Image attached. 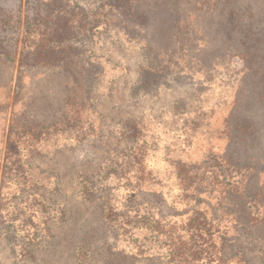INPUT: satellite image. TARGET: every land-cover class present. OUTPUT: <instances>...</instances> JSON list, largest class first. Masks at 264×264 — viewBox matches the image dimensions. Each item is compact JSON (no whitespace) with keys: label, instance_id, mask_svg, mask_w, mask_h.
<instances>
[{"label":"rangeland","instance_id":"1","mask_svg":"<svg viewBox=\"0 0 264 264\" xmlns=\"http://www.w3.org/2000/svg\"><path fill=\"white\" fill-rule=\"evenodd\" d=\"M134 1L0 0V264H158L138 261L131 244L147 242L158 256L163 238L144 216L178 213L168 196L178 188L165 185L175 177L168 158L187 159L182 148L190 144L178 101L192 113L201 93L202 107L225 110L233 123L256 121L253 151L264 153V77L256 75L264 64V0H185L180 10L178 0ZM91 101L101 114L98 133L71 139L93 117ZM150 110L162 123L149 126L151 136L135 149L137 135L123 137L118 121ZM192 119L211 148L187 161L202 164L211 152L204 165L220 168L223 126ZM235 151L228 155L240 174L262 186L264 162L250 159L246 146ZM249 164L257 167L251 176ZM207 189L203 203L212 216L224 215L217 206L224 185ZM89 190L94 198L83 196ZM106 201L130 221H107ZM229 225L223 258L264 264V232L241 220Z\"/></svg>","mask_w":264,"mask_h":264},{"label":"trees","instance_id":"2","mask_svg":"<svg viewBox=\"0 0 264 264\" xmlns=\"http://www.w3.org/2000/svg\"><path fill=\"white\" fill-rule=\"evenodd\" d=\"M147 1L149 0H135L134 3ZM184 1L185 0H178L177 8L179 10L185 5ZM250 8L251 7H246L243 9L240 12L241 15ZM224 9L221 10L223 11L222 14H227V11H224ZM232 11L234 12L236 10ZM96 26L99 27L100 24ZM2 28H4V26ZM4 40L5 38L3 40L0 39V42H4ZM18 42L19 39L16 38L13 44L15 43L17 45ZM31 58L34 57L31 56ZM166 64H168V62H166ZM257 69L258 72L256 75L261 74L262 77H264V64H259ZM182 71L184 72L186 70L183 69ZM260 90L261 96L264 97L263 87ZM201 100L202 94L200 93L196 99V109L192 113H187L184 107L185 104L180 101L175 105V113L180 115L182 120L180 132L184 136L183 139H188L190 142L189 146H184L182 148V151L185 153L187 159H189L198 152V149L203 152L211 148H205V145L202 143L205 140L202 136V131L200 128L196 129L195 125L197 120L192 119L201 117L204 120L214 121L216 127L223 126L221 128L222 141L219 143V146L227 148L223 151V155H225L227 159L224 163H219L220 168H217V166L212 164H208L207 166L204 165L214 157L211 152L206 155L204 161L201 162L202 164L198 163V161L197 163H191L187 161L186 158L177 156L176 159L169 157V162L174 161L170 166L173 168L175 177L172 183L165 185L169 186L174 182L176 183H174V185L177 186L178 192L175 195L169 194L168 196L169 205H171L173 209H176L178 213L164 217L150 215L149 218H146L144 216V224L150 232H153V236H161L163 238L161 243L157 241L155 243H157L156 250L159 253L156 255L163 258L164 264H245L243 258L238 255L227 260L224 259L222 251L230 228L232 227L229 225V222L232 220H241L246 228L252 230L259 228L264 232V184L261 186L259 182L258 187H253L254 185H251L250 179L253 176L252 173L254 168L257 170V167L252 164L245 166L250 176L252 175L249 178H245L247 173H245V175L244 173L240 174V172H242L241 168L235 167L237 164H233V159L228 155V151H232L233 156H235L236 151L233 153V149L246 146V148L250 149V159L257 158V161L264 162V153L257 155V153L253 151L254 145L257 142V122L244 117L238 120L235 119L233 123L225 110H219L218 108L206 109L202 107L200 103ZM87 109L93 117L88 124L83 126L77 125V131L72 134L71 139L77 138L79 140H85L98 133L101 114L93 105L92 101L88 103ZM145 113L146 114H143V116L134 121L124 120L118 124V130L123 137L128 138L133 137L134 134L137 135L138 138H135L139 139V141L135 149L143 146L146 138H149L146 136L149 132L151 136L152 133L149 131V126L153 125L154 127L155 125L156 128H159V123H162L161 120L158 119L159 113L152 112V110ZM233 124L234 129L238 131L234 132V134L232 130ZM154 131L153 128L152 132L154 133ZM173 135L179 137L177 133H173ZM170 136L173 137L172 135ZM140 138H142V140H140ZM121 153L126 155L127 151H121ZM167 154L170 155L171 151ZM196 164L200 165L196 166ZM228 164H232L233 167L227 172ZM258 171H262V169ZM219 182L224 185L225 194L224 198L217 201V206L220 207V209L222 208L225 214L218 216L215 213L214 216H212V211L210 212L209 210L211 205L208 206L206 203H203L205 200L202 199V196L208 193L207 188L209 186H213ZM94 194L93 190H89L88 193H84L83 196L90 199L94 198ZM213 197L216 196L213 194L209 196V200H211L210 198L213 199ZM109 206V203L106 201L104 216L107 221L118 226H123L125 222L130 221V219L124 220L121 219V217H117ZM146 243L147 242L142 243V241L139 242V240H134L131 244L132 251L139 256L155 255L153 247L146 245Z\"/></svg>","mask_w":264,"mask_h":264},{"label":"crops","instance_id":"3","mask_svg":"<svg viewBox=\"0 0 264 264\" xmlns=\"http://www.w3.org/2000/svg\"><path fill=\"white\" fill-rule=\"evenodd\" d=\"M151 111V110H150ZM144 114V112H143ZM143 114L141 116H143ZM140 118V117H139ZM123 121V120H122ZM121 121H118V123H120ZM137 257H140V258H137V259H140L138 261H144V260H152V259H155L158 261V264H164V260L163 258H161L160 256H155V255H151V256H139L137 254H135Z\"/></svg>","mask_w":264,"mask_h":264}]
</instances>
